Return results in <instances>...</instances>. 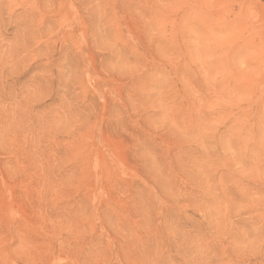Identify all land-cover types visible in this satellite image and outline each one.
Listing matches in <instances>:
<instances>
[{"label":"rangeland","instance_id":"rangeland-1","mask_svg":"<svg viewBox=\"0 0 264 264\" xmlns=\"http://www.w3.org/2000/svg\"><path fill=\"white\" fill-rule=\"evenodd\" d=\"M0 264H264V0H0Z\"/></svg>","mask_w":264,"mask_h":264}]
</instances>
